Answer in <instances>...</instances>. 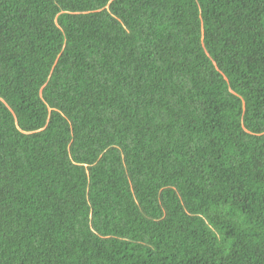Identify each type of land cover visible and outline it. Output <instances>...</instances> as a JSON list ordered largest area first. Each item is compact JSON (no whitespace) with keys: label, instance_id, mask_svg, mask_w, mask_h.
Wrapping results in <instances>:
<instances>
[{"label":"trees","instance_id":"1","mask_svg":"<svg viewBox=\"0 0 264 264\" xmlns=\"http://www.w3.org/2000/svg\"><path fill=\"white\" fill-rule=\"evenodd\" d=\"M0 264H264V0H0Z\"/></svg>","mask_w":264,"mask_h":264}]
</instances>
